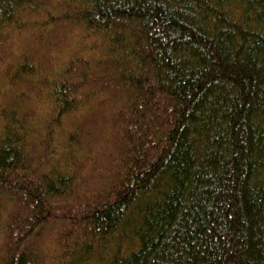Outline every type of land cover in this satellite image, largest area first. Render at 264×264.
<instances>
[{
  "label": "trees",
  "instance_id": "16d2710c",
  "mask_svg": "<svg viewBox=\"0 0 264 264\" xmlns=\"http://www.w3.org/2000/svg\"><path fill=\"white\" fill-rule=\"evenodd\" d=\"M0 264H264V0H0Z\"/></svg>",
  "mask_w": 264,
  "mask_h": 264
},
{
  "label": "rangeland",
  "instance_id": "374dc122",
  "mask_svg": "<svg viewBox=\"0 0 264 264\" xmlns=\"http://www.w3.org/2000/svg\"><path fill=\"white\" fill-rule=\"evenodd\" d=\"M68 36L69 34L63 37L62 31H59L56 42L52 46H48V48H47V45L39 44L37 41L34 43H31L30 41H28L29 38L26 40L22 38V40H24L22 45L26 43H31L32 45H34L32 47L30 45H25V46L37 51V53L39 54L37 56L39 59V64H42L43 68L45 69V73H50L51 69L53 68L56 69L58 65L62 62L60 58L64 57L63 51L67 48V44H68L67 37ZM43 56H45L48 60H51V62L49 61V63L47 64L46 61H42V59L44 58ZM36 101L37 102H32V104L33 105L41 104L40 100H36ZM37 110L42 111V107H39ZM68 127H69V121L67 119L63 120L62 127L59 128L58 130V135H59L58 138H61L62 135L68 131Z\"/></svg>",
  "mask_w": 264,
  "mask_h": 264
}]
</instances>
